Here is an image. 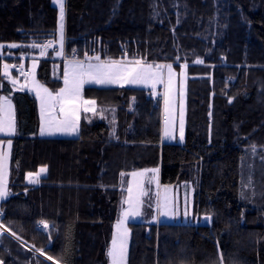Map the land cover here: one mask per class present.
Listing matches in <instances>:
<instances>
[{
	"label": "trees",
	"instance_id": "1",
	"mask_svg": "<svg viewBox=\"0 0 264 264\" xmlns=\"http://www.w3.org/2000/svg\"><path fill=\"white\" fill-rule=\"evenodd\" d=\"M66 22L68 54L187 65L185 141H163V109L130 85H86L97 109L80 135L40 136L37 99L3 65L56 41L59 10L0 0V97L14 101L18 129L0 134L13 142L0 224L16 233L0 235L4 264H108L130 173L159 166L162 184H195L194 213L210 221L129 222L128 264H264V0H68ZM63 73L44 59L38 77L57 91Z\"/></svg>",
	"mask_w": 264,
	"mask_h": 264
},
{
	"label": "snow or ice",
	"instance_id": "2",
	"mask_svg": "<svg viewBox=\"0 0 264 264\" xmlns=\"http://www.w3.org/2000/svg\"><path fill=\"white\" fill-rule=\"evenodd\" d=\"M59 5V40L61 41V50L56 52V55H63V34H64V17H65V6L64 0H55ZM5 45L0 44V49L4 48ZM11 48L20 47L17 44L8 45ZM32 47H40V45L33 44ZM53 47L52 41H48L43 45L41 50V56L45 55V50ZM33 63V69L35 68V58ZM89 61L95 59L97 63H85L84 61L72 60L68 62L69 68L64 73V87L60 88L59 91L53 94L47 88L35 85L37 87V96L41 102V119L42 125L40 128V134H54L56 132L63 133H77L79 130L80 112H95V100H85L82 96V89L85 84H97V85H150L153 89L158 84L164 86V105H165V129L164 134L167 137L175 139L174 134V121H170L169 114L174 112V99L170 96L173 88V79L175 73L173 72L171 64H156L151 63L145 64L140 59L127 60L125 57L123 60H107L101 61L99 56L88 58ZM197 63H203L198 60ZM17 67L16 65L4 64V75L7 76L13 86L18 84V80L13 79L10 75V68ZM187 68V65L183 66ZM21 75L25 77L31 75L34 80V71L25 73L24 66L19 65ZM167 69V79H165L164 70ZM35 84V82H34ZM26 85H21V90ZM2 87V85H0ZM41 89L42 93L41 94ZM16 131L15 119H14V108L11 100L8 97H0V134H7L11 136ZM179 139H184V118H183V107L180 110L179 120ZM7 149H11V139L8 140ZM5 146L0 143V199H4L9 195L7 186V175H8V161L9 151L4 150ZM255 150V149H253ZM47 171V167H41L36 173H28L31 183L38 184L40 182V176L42 173ZM149 170L145 169L143 172H132L130 175L133 180L139 176L143 177ZM153 173H157L158 169L151 170ZM121 173V176H124ZM158 184V180H157ZM148 193L143 190V181L141 180L137 184V191L134 195L133 187L130 185L127 188V197L124 200V204L128 207L124 209L123 216L125 220L128 217L135 218L141 215V197L147 196ZM243 195V193L241 194ZM159 207V205H158ZM163 216H170L173 213L168 210L167 203H165V211L161 213ZM187 215V212H185ZM210 219V217L206 218ZM45 228L48 227L46 222H42ZM119 232L120 223L117 224ZM5 232L11 233L13 236L16 233L0 224V235ZM127 238L128 230L125 228L123 232H119L118 236H114L112 239L111 247L107 251V256L110 258L111 264H123L127 251ZM48 260H52V257H47ZM0 264H4L3 260L0 259ZM56 264H60L57 260Z\"/></svg>",
	"mask_w": 264,
	"mask_h": 264
},
{
	"label": "rangeland",
	"instance_id": "3",
	"mask_svg": "<svg viewBox=\"0 0 264 264\" xmlns=\"http://www.w3.org/2000/svg\"><path fill=\"white\" fill-rule=\"evenodd\" d=\"M127 60H130V59L127 58ZM12 64L15 65L16 63L12 62L11 65ZM156 64L167 65V63H156ZM183 66L179 70L177 67L172 65V69H173V72L175 73V77L173 79V88L170 93V96L174 99V112L169 114V118H170V121H174V134L176 136L175 139L167 137L164 134V129H165V105H164L165 89H164V86L162 84H158L156 88L153 89L150 85H130V86H140V87L149 88L151 89V91H153L151 96L160 98V101L162 103L160 108L163 109L162 137L166 142L181 141L179 139V120H180L181 106L183 107V118H184V139L182 141H185L186 109H187V74H186L187 68H184ZM33 71H34V80H33V77L31 76V79H30L31 86L30 87H32L35 91H37V88H34L35 84H38V86H42V88H46L45 85H42V83L38 79L37 69L32 68V72ZM164 75H165V79H167V69L164 70ZM16 80H18V84L16 86L12 85L14 89L19 88L21 85H25L24 80H21V79H16ZM16 122H17V118L15 120L16 131L12 135H16L17 130H18ZM3 135H7V134H3ZM7 143H8V140H5L3 141L2 144L5 146L4 150L10 152L9 161H8V175H7V186H8V191H9L11 153H12L13 142L11 140L10 150H8L6 147ZM145 169L149 171L145 173L143 177L138 176L135 179V181L130 175L128 186L126 187L127 189L131 185L133 187V193L135 195L137 191V184L141 180L143 181V190L146 191L148 195L141 197V200H142V204L140 208L141 215L135 218L128 217L127 220H125L123 216V211L124 209L128 207V205L123 203L120 216L117 219L116 223L114 224V228H113L112 239L114 236H118L119 232H123L125 228L128 230L127 251H126V256L123 261V264H128L130 236H131V232L129 229V222H148L150 224L152 223L159 224L161 222H167V223H189L191 222L192 223L194 221H197V218H198L196 214L194 213V195L196 191L194 183L185 181L183 183H177L174 185L162 184L160 180V168L159 167L144 168V169H141L135 172H143ZM153 169H158V172L153 173L151 171ZM157 180H158V184H157ZM165 203H167V208L173 213V215H170V216L161 215V213L165 211ZM185 212H187V215H185ZM118 222L120 223L119 232L117 229ZM38 226L47 231L49 230L51 225H48V227L45 228L43 226V223L41 222L38 224ZM112 239H111V243H112ZM110 247H111V244H110ZM108 264H111L110 258H109Z\"/></svg>",
	"mask_w": 264,
	"mask_h": 264
},
{
	"label": "crops",
	"instance_id": "4",
	"mask_svg": "<svg viewBox=\"0 0 264 264\" xmlns=\"http://www.w3.org/2000/svg\"><path fill=\"white\" fill-rule=\"evenodd\" d=\"M52 3L55 5V6H57V8H58V10H59V5L55 2V0H52ZM67 5H68V0H64V6H65V17H64V34H63V41H62V45H63V48H62V51H63V55H56V52L57 51H60L61 50V41L59 40V29H58V36H57V39H56V41H54V40H50V41H52V43H53V47H51V48H48V49H46L45 50V55H43V56H41V50L39 51V54H36V55H33V56H28V55H24V56H20V60L21 61H19V62H23V63H25L29 68H30V72H32V68H33V63H34V59L33 58H35V61H36V65H35V68L37 69V72L39 71V68H40V65H41V61L42 60H44V59H50V60H55V61H59V62H62L63 64H64V73H65V71L66 70H68V68H69V65H68V62L69 61H72V60H78V61H84L85 63H88V62H91V63H95V62H97L95 59H92V60H90L89 61V59L88 58H92V57H85V58H81L80 56L79 57H73L71 54L72 53H70V54H68L67 53V51H66V46H65V41H66V20H67ZM59 24H60V19H59ZM48 42V40L47 41H45L44 42V44H46ZM43 44V45H44ZM3 45V44H2ZM43 48V47H42ZM75 50V49H74ZM73 50V51H74ZM78 50V49H77ZM5 52H4V48H2V49H0V56H5V54H4ZM6 56H11V57H13V55H8V54H6ZM100 60L101 61H107V60H109V59H102V58H100ZM111 60H123V59H111ZM132 59H130V61H131ZM143 63H145V64H149L148 62H144L143 61ZM152 64V63H151ZM9 65H11V64H9ZM13 65V64H12ZM9 71H10V75H11V77L13 78V79H21V80H24V83H25V88L23 89V91H27V92H29L31 95H33L36 99H37V102H38V107H39V114H40V126H39V135L40 136H42V137H78L79 135H80V133H81V121L83 120V117L86 115V114H89V113H94V112H84L83 110H81V112H80V121H79V130H78V132L77 133H63V132H56V133H54V134H45V135H41L40 134V128H41V125H42V119H41V102H40V99H39V97L37 96V94H36V92L37 91H35L32 87H30L31 86V75H29V76H27V77H25V76H21V75H19L13 68H10L9 69ZM63 73V74H64ZM3 75H4V71H3ZM37 75H38V73H37ZM4 77L7 79V81L12 85V83H11V80L7 77V76H5L4 75ZM63 77H64V75H63ZM38 79H39V77H38ZM39 81H40V79H39ZM41 82V81H40ZM42 83V82H41ZM35 85H38V84H35ZM42 85H45V84H43L42 83ZM86 85H97V84H85L84 85V87H83V89H82V96H83V98L85 99V100H89V99H87L86 97H85V95H84V88H85V86ZM98 86H120V85H98ZM13 87V86H12ZM45 87L49 90V91H51L53 94H55V93H57L58 91H59V89L57 90V91H53V90H51L47 85H45ZM62 87H64V80H63V85H62ZM61 87V88H62ZM34 88H37L36 86L34 87ZM15 90H21V88L19 87V88H17V89H15ZM41 91H42V89H41ZM151 92H153V91H151ZM41 94H43L42 92H41ZM3 97H7V96H3ZM9 98V97H8ZM10 100H11V103H12V105H13V108H14V119L16 120V118H17V112H16V106H14L15 105V103H14V101L11 99V98H9ZM14 103V104H13ZM96 109H97V107H96V104H95V112H96ZM17 123V122H16ZM16 128V127H15ZM17 133H18V130H17ZM16 133V134H17ZM1 135H3V134H1ZM3 136H7V137H13V136H15V135H11V136H8V135H3ZM163 138V137H162ZM10 139V138H9ZM9 139H7V140H9ZM163 141H165L164 139H163ZM176 142H179V143H183L184 141H176ZM12 154V153H11ZM159 168H160V166H159ZM160 172H161V168H160ZM131 174V173H130ZM129 178H130V175H129ZM129 178H128V182H129ZM128 182H127V184H126V187L128 186ZM127 195V194H126ZM126 197V196H125ZM122 206H123V202H122ZM122 206H121V209H122ZM120 213H121V211H120ZM120 216V215H119ZM198 218H197V220L198 221H200V222H202V223H208L209 221H210V219H206V218H208L209 216H202V217H200V216H197ZM196 219V218H195ZM116 223V222H115ZM114 228V227H113Z\"/></svg>",
	"mask_w": 264,
	"mask_h": 264
},
{
	"label": "built area",
	"instance_id": "5",
	"mask_svg": "<svg viewBox=\"0 0 264 264\" xmlns=\"http://www.w3.org/2000/svg\"><path fill=\"white\" fill-rule=\"evenodd\" d=\"M73 57H79V51L77 50V49H75L73 52H72V54H71ZM23 65L24 66V72L25 73H29L30 72V68L25 64V63H16L15 65L17 66V67H14V69H15V71L19 74V75H21V73H20V68H19V65ZM21 76H24V75H21ZM153 102H154V106L155 107H161V105H162V103H161V101H160V98H157V97H154V100H153Z\"/></svg>",
	"mask_w": 264,
	"mask_h": 264
}]
</instances>
